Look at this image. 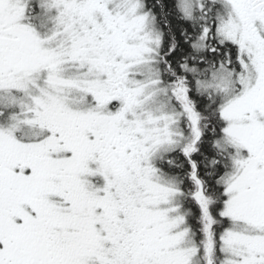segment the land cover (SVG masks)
I'll list each match as a JSON object with an SVG mask.
<instances>
[{"label":"snow or ice","instance_id":"1","mask_svg":"<svg viewBox=\"0 0 264 264\" xmlns=\"http://www.w3.org/2000/svg\"><path fill=\"white\" fill-rule=\"evenodd\" d=\"M0 264H264V0H0Z\"/></svg>","mask_w":264,"mask_h":264}]
</instances>
